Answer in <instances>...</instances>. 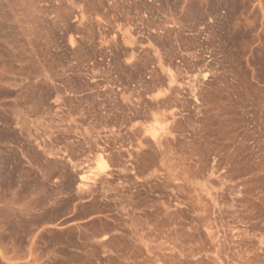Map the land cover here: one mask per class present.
<instances>
[{
  "label": "rangeland",
  "instance_id": "374dc122",
  "mask_svg": "<svg viewBox=\"0 0 264 264\" xmlns=\"http://www.w3.org/2000/svg\"><path fill=\"white\" fill-rule=\"evenodd\" d=\"M93 2L0 0V264H264V0Z\"/></svg>",
  "mask_w": 264,
  "mask_h": 264
},
{
  "label": "built area",
  "instance_id": "2783aa9c",
  "mask_svg": "<svg viewBox=\"0 0 264 264\" xmlns=\"http://www.w3.org/2000/svg\"><path fill=\"white\" fill-rule=\"evenodd\" d=\"M99 12L96 18L103 29H111L110 35L124 39L131 38L133 49H142L152 35L166 33L169 22L168 0H90ZM73 19H78L77 15ZM146 39L147 42L142 40ZM105 46H108L106 44ZM142 46V47H141Z\"/></svg>",
  "mask_w": 264,
  "mask_h": 264
},
{
  "label": "trees",
  "instance_id": "16d2710c",
  "mask_svg": "<svg viewBox=\"0 0 264 264\" xmlns=\"http://www.w3.org/2000/svg\"><path fill=\"white\" fill-rule=\"evenodd\" d=\"M53 231H55V232H56V230H53Z\"/></svg>",
  "mask_w": 264,
  "mask_h": 264
}]
</instances>
